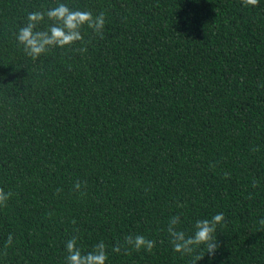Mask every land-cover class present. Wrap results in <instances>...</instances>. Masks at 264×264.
<instances>
[{"label": "trees", "instance_id": "16d2710c", "mask_svg": "<svg viewBox=\"0 0 264 264\" xmlns=\"http://www.w3.org/2000/svg\"><path fill=\"white\" fill-rule=\"evenodd\" d=\"M57 3L103 12V38L33 60L18 29ZM0 188V264H67L73 236L107 264H192L169 218L218 213L197 264H264V0H0ZM137 234L151 253L112 251Z\"/></svg>", "mask_w": 264, "mask_h": 264}, {"label": "clouds", "instance_id": "9594fccd", "mask_svg": "<svg viewBox=\"0 0 264 264\" xmlns=\"http://www.w3.org/2000/svg\"><path fill=\"white\" fill-rule=\"evenodd\" d=\"M259 0H240L242 7H255ZM105 15L101 12L93 15L91 11L74 10L65 3H57L54 7L42 11H32L27 14L26 24L18 29L17 41L23 47L24 53L33 60L39 58L52 48H71L74 45H80L81 52L86 50L85 35L83 30L86 28L99 38H103L105 27ZM48 22L45 29L40 26ZM86 187V184H85ZM76 191L81 190V184L74 185ZM61 190L58 189L59 193ZM81 195H84L81 192ZM11 192H5L0 188V207H6L11 198ZM178 208L185 207L182 203H177ZM225 220L223 214L218 213L211 219L196 220L192 226L191 233L182 230L180 215L169 218L167 224V233L169 243L173 251L181 256L193 257L192 264L204 259L207 254L210 258L215 256L218 250L217 228ZM76 223L75 220L72 221ZM264 228V219L259 221ZM74 231H78L74 229ZM13 244V235L9 234L4 242L0 254L7 255V249ZM156 246V241L146 238L143 235H127L123 242L117 241L112 247L114 253L124 255L130 254V251H145L151 253ZM67 264H107L108 254L106 245L103 241L96 244L92 250L83 252L78 246L77 237L73 236L65 244ZM199 249H203L205 254L194 255Z\"/></svg>", "mask_w": 264, "mask_h": 264}]
</instances>
